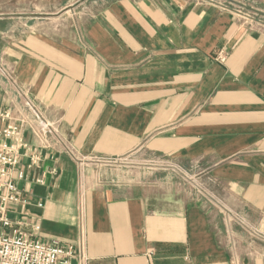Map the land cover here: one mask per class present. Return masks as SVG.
I'll return each mask as SVG.
<instances>
[{
    "label": "crops",
    "instance_id": "obj_1",
    "mask_svg": "<svg viewBox=\"0 0 264 264\" xmlns=\"http://www.w3.org/2000/svg\"><path fill=\"white\" fill-rule=\"evenodd\" d=\"M217 1L0 0L20 231L85 264H264V27L235 11L264 0Z\"/></svg>",
    "mask_w": 264,
    "mask_h": 264
},
{
    "label": "built area",
    "instance_id": "obj_2",
    "mask_svg": "<svg viewBox=\"0 0 264 264\" xmlns=\"http://www.w3.org/2000/svg\"><path fill=\"white\" fill-rule=\"evenodd\" d=\"M198 1L214 3L223 9H234L217 0ZM235 11L248 19L249 23H257L264 27V20L246 15L241 9ZM220 60L224 58L220 57ZM0 120L7 122L0 130V264H73V260H75L74 264H85L83 241L62 245L57 241L46 243L31 239L8 217L9 204L25 203L15 184V180L25 177L23 170L17 169V164L23 155L20 149L25 147V144L19 135V127L9 122L8 110H0ZM35 229L39 227L36 226Z\"/></svg>",
    "mask_w": 264,
    "mask_h": 264
},
{
    "label": "rangeland",
    "instance_id": "obj_3",
    "mask_svg": "<svg viewBox=\"0 0 264 264\" xmlns=\"http://www.w3.org/2000/svg\"><path fill=\"white\" fill-rule=\"evenodd\" d=\"M119 165H128V160H127V158L125 159V158H123V159H119V160H117L116 161ZM132 163H134L135 165L136 164H138L137 162H132Z\"/></svg>",
    "mask_w": 264,
    "mask_h": 264
}]
</instances>
